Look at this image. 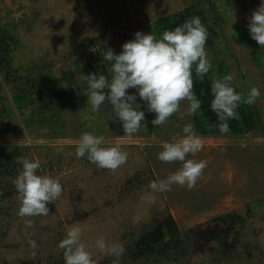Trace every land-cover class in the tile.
Here are the masks:
<instances>
[{
	"label": "rangeland",
	"instance_id": "374dc122",
	"mask_svg": "<svg viewBox=\"0 0 264 264\" xmlns=\"http://www.w3.org/2000/svg\"><path fill=\"white\" fill-rule=\"evenodd\" d=\"M193 1L208 4V0H0V35L9 43L8 64L2 62L0 73V146L17 155L11 174L0 178L4 196L0 199V264L57 263L64 259L58 244L73 226L83 230L81 240L96 264H114L115 257L101 252L96 240L103 237L127 251L146 229L169 219L181 235L214 224L226 228L234 221L226 255L217 253L214 241L197 249L190 239L176 260L131 261L125 251L118 264H264V133L246 131L232 137L195 132L203 148L186 159L207 162L201 177L191 190L174 184L161 193L150 183L165 179L182 165L162 162L158 153L163 142L183 137L186 125L193 127V115L186 114L188 102L150 131L155 113L147 111L136 89H128L136 96L138 106L133 107L145 113L146 126L129 137L110 102L93 111L88 101L83 79L88 64L104 62L108 48L119 54L135 32L144 33L155 19ZM212 1L217 19L205 45L211 80L223 79L215 75L220 64L224 76H232L236 92L247 94L258 88L260 96L253 106L259 108L264 127V48L248 28L251 13L264 0ZM38 72L73 76L72 87L56 106L40 113L32 82ZM23 87L34 100L19 113L10 97ZM29 115L32 121L25 122ZM50 116L56 124L50 123ZM85 132L103 137V147L118 145L127 153L126 163L111 171L91 163L87 156L77 158V141ZM19 157L39 160L38 174L58 178L63 187L61 197L48 204L47 216L18 215L20 201L13 180L22 171ZM27 220L33 221L32 227ZM29 240L38 247L33 249Z\"/></svg>",
	"mask_w": 264,
	"mask_h": 264
},
{
	"label": "clouds",
	"instance_id": "9594fccd",
	"mask_svg": "<svg viewBox=\"0 0 264 264\" xmlns=\"http://www.w3.org/2000/svg\"><path fill=\"white\" fill-rule=\"evenodd\" d=\"M248 28L251 37L264 48V2L251 13ZM208 38V30L200 18L192 17L174 29L164 31L159 39L150 33L135 32L134 39L122 44L119 54L108 48L103 59L112 62L111 78L97 73L83 75L92 110L97 111L105 101L110 102L123 133L129 137L145 126L142 123L145 113L133 107L137 105L136 96L128 93L130 88L136 89L139 98L146 102L147 111L155 113L151 121L153 126L165 124L181 110L184 101L188 102L186 114L194 115L201 102L193 92V70L202 80L211 68L205 49ZM232 79L231 75H226L223 79H215L211 85L213 99L210 108L220 121L217 127L221 133L230 132L227 121L239 118L237 109L241 104L251 106L260 96L256 87H252L247 95L236 92L231 86ZM183 132V137L162 144L158 159L165 163L180 162L182 166L165 179L152 181L150 187L156 192L170 191L174 184L186 185L191 190L207 166L204 160L186 159L201 151L204 142L191 124L186 125ZM104 143L103 137L85 132L77 141L75 155L77 158L87 156L98 167L115 171L126 163L127 153L118 145L103 147ZM18 162L22 164V171L13 180L20 201L18 215L22 218L47 216L48 204L59 199L63 192L59 179L38 174L39 160L19 157ZM25 223L28 227L33 226L32 220ZM82 235L83 230L73 226L59 242L65 264H96L81 240ZM29 244L33 249L38 247L34 240H29ZM95 246L106 255L115 257L114 264H118L126 251L123 245L108 244L103 237L96 240Z\"/></svg>",
	"mask_w": 264,
	"mask_h": 264
},
{
	"label": "trees",
	"instance_id": "16d2710c",
	"mask_svg": "<svg viewBox=\"0 0 264 264\" xmlns=\"http://www.w3.org/2000/svg\"><path fill=\"white\" fill-rule=\"evenodd\" d=\"M192 17H199L201 23L207 28L208 32L211 31L217 19V17L213 15V1L208 0L207 6L201 1H193L175 13L162 15L151 22L149 26L145 28L144 33L153 34L159 39L162 37L164 31L172 30ZM240 44L246 45L247 43L246 41H241ZM8 45L9 43L4 40V36L0 35V73L3 72L2 62L8 64V58H5V55H7L9 51ZM74 52L73 50V53ZM252 60L256 62V56H253ZM111 63L112 62L106 60L100 65H90V63L88 64L86 74L97 73V75L104 74L106 77H110ZM223 72V68L218 64L215 75H222L224 77ZM66 76L65 74L54 76L50 72L47 74L38 72L36 74L35 79L32 81L35 88V105L38 104L36 112L40 113L41 110H52L57 104L56 101L62 99L61 96L69 91L70 87L73 85V76L69 78ZM3 78L6 79L5 76H3L2 79ZM193 81V92L201 102V107L192 117L194 132L202 136L228 135L232 137L242 135L246 131L264 133L259 108L246 104H241L238 107V119H230L227 121L231 129L230 132L221 133L217 127L220 121L210 108V103L213 99L211 92L213 81L211 80L210 72L201 80L195 75V71L193 70ZM32 95V92H27L26 87H23L21 91L16 90L12 92L10 98L16 110L21 113L28 109L30 105L32 106L31 102L34 100L31 97ZM24 121L31 122L32 116L29 115ZM41 123H43V121ZM50 123L53 125L56 124V120L53 116H50ZM154 129L155 127L153 126L149 130L153 131ZM16 157L17 155L14 150L8 152L3 146H0V178L3 175L11 174L16 164V162H14V159H17ZM3 197V194L0 192V199H4ZM234 223L235 222L232 221L226 228L214 224V226L211 227H197L194 232L192 229H188L181 235V232L178 231L169 219L166 222L156 224L150 229H146L138 238L127 246L125 254L131 261L146 259L148 257L156 258L158 261L159 259L160 261L176 260L178 255L186 248L185 244L192 239L197 249H201L208 243L214 241L217 243V253L226 255L229 246V244L226 243V239ZM165 235L167 239L163 241ZM50 264H65V261L62 258L58 260L57 263Z\"/></svg>",
	"mask_w": 264,
	"mask_h": 264
}]
</instances>
